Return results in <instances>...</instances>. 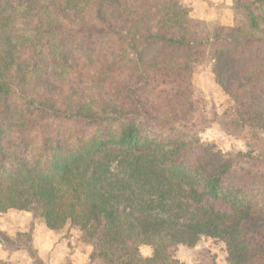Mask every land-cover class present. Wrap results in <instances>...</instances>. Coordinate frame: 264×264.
I'll return each instance as SVG.
<instances>
[{
  "label": "trees",
  "instance_id": "obj_1",
  "mask_svg": "<svg viewBox=\"0 0 264 264\" xmlns=\"http://www.w3.org/2000/svg\"><path fill=\"white\" fill-rule=\"evenodd\" d=\"M232 10L210 26L181 0H0V214L77 228L86 264H184L177 247L202 238L227 264H264V0ZM207 59L227 128L258 149L201 140L192 77Z\"/></svg>",
  "mask_w": 264,
  "mask_h": 264
},
{
  "label": "rangeland",
  "instance_id": "obj_2",
  "mask_svg": "<svg viewBox=\"0 0 264 264\" xmlns=\"http://www.w3.org/2000/svg\"><path fill=\"white\" fill-rule=\"evenodd\" d=\"M181 1L195 19L210 26L233 25L234 0ZM192 82L197 103V113L192 121L201 140L214 145L225 155L248 152L249 142L258 149L259 145L251 144L249 136L227 128L225 114L232 110L233 103L216 84L210 60L195 67ZM258 141L264 146V135H259ZM0 229L15 240L11 244L0 241V261L6 264H34L28 252L19 247L26 239L24 234L32 235V244L46 264H86L92 253V246L82 241L77 228L51 231L40 218L29 212L9 210L0 214ZM152 252L149 246L141 247L144 257L152 256ZM175 255L184 264H227L228 257L226 245L210 238H202L194 247L178 246Z\"/></svg>",
  "mask_w": 264,
  "mask_h": 264
},
{
  "label": "crops",
  "instance_id": "obj_3",
  "mask_svg": "<svg viewBox=\"0 0 264 264\" xmlns=\"http://www.w3.org/2000/svg\"><path fill=\"white\" fill-rule=\"evenodd\" d=\"M41 257H42V255H41Z\"/></svg>",
  "mask_w": 264,
  "mask_h": 264
}]
</instances>
